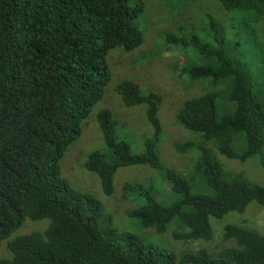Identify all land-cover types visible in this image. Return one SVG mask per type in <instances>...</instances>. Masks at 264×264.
<instances>
[{
  "label": "trees",
  "instance_id": "trees-1",
  "mask_svg": "<svg viewBox=\"0 0 264 264\" xmlns=\"http://www.w3.org/2000/svg\"><path fill=\"white\" fill-rule=\"evenodd\" d=\"M217 1L228 15L224 21L209 16L204 35L168 38L192 50L184 73L207 82L204 93L183 100L175 116L203 139L195 167L210 193L191 195L189 182L165 167L157 149L163 96L144 94L132 81L119 83L115 92L125 107L147 106L152 137L144 152L134 153L117 135L119 121L100 111L95 120L104 145L85 163L107 196L122 168L162 171L180 198L163 205L145 189L129 215L158 233L174 222L183 231L173 232V239L185 243L211 240L210 218L243 212L253 202L264 205V186L225 171L217 159L258 157L264 168V0ZM142 12L143 2L131 7L130 0H0V246L27 220H50L43 232L9 240L12 257L0 264H264V235L236 225L225 227L214 254L144 244L120 232L106 204L62 175L66 152L83 136L111 82L108 57L144 42L134 22ZM194 146L175 145L181 154Z\"/></svg>",
  "mask_w": 264,
  "mask_h": 264
},
{
  "label": "rangeland",
  "instance_id": "rangeland-1",
  "mask_svg": "<svg viewBox=\"0 0 264 264\" xmlns=\"http://www.w3.org/2000/svg\"><path fill=\"white\" fill-rule=\"evenodd\" d=\"M140 2L144 4V12L134 22L143 34L144 42L132 52L116 48L108 57L111 82L103 100L95 107L93 116L84 125L83 136L66 152L61 162L63 177L70 186L81 192L91 193L106 204L120 232L131 233L143 240L144 244L159 246L165 251L181 254L204 250L214 254L221 250L222 233L227 225H236L264 235V205L253 202L243 212H231L221 219L210 218L213 230L211 240L190 243L177 241L173 239L172 233L183 231V228L176 226L174 222L169 225L167 232L158 233L153 228L141 226L136 218L129 215V211L142 203L138 197L145 189L154 194L163 205H170L180 198L181 194L172 191V182L165 178L162 171L147 166L122 168L114 178V194L107 196L103 193L99 176L86 169L89 154L104 145L95 120L100 111H109L119 121L117 135L129 143L134 153H143L146 142L152 137V129L146 117L147 106L125 107L115 92L119 83L132 81L139 85L144 94L154 92L163 96L159 118L164 126V134L157 149L165 167L176 170L189 182L191 195L210 193L195 167L199 148L204 146L203 139L200 134L179 125L175 116L183 100L204 93L207 82H193L184 73L183 67L189 66L193 57L192 50L181 48L180 43L170 44L168 38H179L192 32L204 35L209 30L208 21L211 16L224 21L228 15L217 0H130V6L136 7ZM187 141H192L195 146L181 154L175 145ZM217 159L225 171L244 173L251 182L264 186V168L258 157L245 162L221 155ZM125 183L130 185L126 198H123ZM49 224V219L27 220L20 230L2 242L0 260L12 257L6 248L9 240L32 232H43ZM230 242L234 244L233 241Z\"/></svg>",
  "mask_w": 264,
  "mask_h": 264
}]
</instances>
